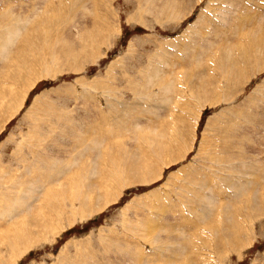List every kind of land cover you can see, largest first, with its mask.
I'll return each instance as SVG.
<instances>
[{
  "label": "rangeland",
  "instance_id": "obj_1",
  "mask_svg": "<svg viewBox=\"0 0 264 264\" xmlns=\"http://www.w3.org/2000/svg\"><path fill=\"white\" fill-rule=\"evenodd\" d=\"M263 42L264 0H0V264H264Z\"/></svg>",
  "mask_w": 264,
  "mask_h": 264
},
{
  "label": "bare ground",
  "instance_id": "obj_2",
  "mask_svg": "<svg viewBox=\"0 0 264 264\" xmlns=\"http://www.w3.org/2000/svg\"><path fill=\"white\" fill-rule=\"evenodd\" d=\"M264 43V42H263ZM235 59V58H234ZM223 61V60H222ZM235 61V60H234ZM221 64H223V63H221ZM225 64V63H224ZM234 67V66H233ZM232 68V67H231ZM235 70V69H234ZM237 70V69H236ZM242 70V69H241ZM199 91V90H198ZM216 97V96H215ZM213 99H215V98H213ZM124 105V104H123ZM115 111H116V113H117V111H118V109L116 110V109H114ZM116 113H114V115L116 114ZM103 117V116H102ZM105 121H107L108 120V118L107 119H104ZM122 122V121H121ZM113 124V123H112ZM99 125V124H98ZM114 125V124H113ZM113 125H108V128H110V126H112L114 129H116V127H114ZM103 128V125H100V126H98V127H96L95 128V132H100L101 133V129ZM113 130V129H112ZM50 131V130H49ZM104 131V130H103ZM52 132V131H51ZM107 132L108 131H106L105 130V133L107 134ZM104 134V133H103ZM109 134V133H108ZM107 134V135H108ZM48 137V135H45V137ZM104 136V135H103ZM44 138V137H43ZM72 138V137H71ZM75 138V137H74ZM177 138V137H176ZM88 138H85L84 137V139H81L80 141L83 143H85V140H87ZM75 140V139H74ZM177 141V140H176ZM52 143L53 142H51L50 144L52 145ZM91 143H93V141H90V143H88V144H91ZM66 145V144H65ZM64 145V146H65ZM68 145V144H67ZM86 145V144H85ZM153 145V144H152ZM156 145V144H155ZM167 145V144H166ZM74 146H75V144H74ZM87 147H88V145H86ZM107 147V146H106ZM238 147V146H237ZM63 148V147H62ZM64 149V148H63ZM86 149V147L84 148V150ZM88 149V148H87ZM133 151V150H132ZM139 152V151H138ZM142 155H143V153H141ZM82 156V155H81ZM147 157V156H146ZM145 160V159H144ZM149 160V159H148ZM152 160V159H151ZM135 161V160H134ZM69 162V161H68ZM152 162V161H151ZM56 164V163H55ZM166 164V163H165ZM57 165V164H56ZM151 165H152V163H151ZM134 166H135V164H134ZM153 167H155V166H153ZM152 168V167H151ZM123 169V168H122ZM41 174H43V173H41ZM115 174V173H114ZM208 175V174H207ZM198 176V175H197ZM115 177V176H114ZM34 179V180H36V176H33V177H31V179ZM113 178V177H112ZM41 180L43 179V178H40ZM197 179V178H196ZM37 180H39V178H37ZM44 180V179H43ZM47 181H48V179H47ZM106 181V180H105ZM206 181H208L207 180V178L205 179V182L204 183H206ZM38 182V181H37ZM114 182V181H113ZM199 182V181H198ZM111 183H112V181H111ZM233 183V182H232ZM231 183V184H232ZM234 184V183H233ZM105 185H106V183H105ZM248 185V184H247ZM107 186V185H106ZM242 186V185H241ZM244 186V185H243ZM246 186V185H245ZM19 187H20V189L23 191L24 190V183L21 181L20 183H19ZM185 187H187V186H185ZM185 187H182L181 189L182 190H180L181 191V193L179 194L180 195V197H184L185 198V196H184V194H183V192L184 191H186V189H185ZM241 188V187H240ZM248 188V187H247ZM232 189H234V188H232ZM242 189L243 188H241V191H242ZM219 190V189H218ZM236 191L237 190H239V187H238V189H235ZM219 191H221V190H219ZM212 192V191H211ZM219 193V192H218ZM213 194H214V192H212V197H213ZM233 194V193H232ZM215 195V194H214ZM20 196V193L19 192H17L16 193V197H19ZM216 197H217V195H216ZM222 197V196H221ZM258 198V197H257ZM256 199V198H255ZM259 199V198H258ZM32 200H33V197H32ZM161 200V199H160ZM162 201V200H161ZM214 202V201H213ZM31 203H32V201H31ZM72 204V203H71ZM29 205H31V204H29ZM172 206V205H171ZM207 206H209V205H207ZM211 206V205H210ZM209 206V207H210ZM201 208V207H200ZM207 208V207H206ZM205 208V209H206ZM8 209V208H7ZM203 210H204V208H203ZM195 211V210H194ZM202 211V210H201ZM207 213L209 212V211H206ZM206 212H203V213H201V215H203V216H206ZM192 213V212H191ZM200 214H199V216H201ZM198 219V218H197ZM235 221V220H234ZM186 223V222H185ZM234 224H236V223H234ZM186 225V224H185ZM237 225V224H236ZM239 226V225H238ZM235 228V227H234ZM225 231H226V229H225ZM235 232V231H234ZM236 233V232H235ZM229 234V233H228ZM236 236V235H235ZM16 239V238H15Z\"/></svg>",
  "mask_w": 264,
  "mask_h": 264
}]
</instances>
